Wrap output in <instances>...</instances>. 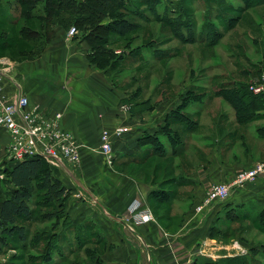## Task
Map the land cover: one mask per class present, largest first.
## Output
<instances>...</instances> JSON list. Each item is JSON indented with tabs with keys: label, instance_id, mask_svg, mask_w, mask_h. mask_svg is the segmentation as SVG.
Instances as JSON below:
<instances>
[{
	"label": "crops",
	"instance_id": "obj_1",
	"mask_svg": "<svg viewBox=\"0 0 264 264\" xmlns=\"http://www.w3.org/2000/svg\"><path fill=\"white\" fill-rule=\"evenodd\" d=\"M2 1L7 0H0L1 4ZM66 33L61 26H55L54 38L40 57L0 64V74L2 96L6 100L24 94L29 108L37 105L48 114L59 112L60 126L80 144V163L76 167L64 165L53 169L56 178L70 189L67 215L73 228L68 240L75 244L76 229L88 225L97 235L95 246H98L102 264H211L207 263L209 259L218 261L236 256L238 253H232L228 243L236 238L224 240L210 234L211 229L215 232L227 229L223 220L230 206H240L237 212L244 217L259 213L264 208V178L233 188L228 201L215 203L202 213L197 214L193 208L174 232L165 230L157 219L134 225L128 212L130 205L138 201L153 215L149 194L157 185L143 183L115 168L146 163L148 146H139L137 137L141 130L163 116L144 123L137 115L130 117L120 113L119 104L125 94L114 88L102 71L89 64L86 42ZM203 112L197 114L199 127L187 135L184 150L173 157L181 158L191 151L202 153L203 166L193 169L196 165L192 159L188 160L191 173L183 176L186 182L178 184L192 190L188 200L191 198L196 204L210 183L228 182L237 170L264 161L254 155L256 149L262 148L251 146V142L264 144V136L256 129L264 125L263 112L255 120L238 124L234 111L230 110L225 116L220 115L214 132L210 130L208 136L200 134ZM120 125L128 130L113 137V158L108 164L99 151L100 134L104 129L112 130ZM156 125L152 126L156 128ZM219 125L225 130L223 134L218 131ZM194 136L200 145L205 144L201 150L193 144ZM9 139L8 132L0 126V193L5 190L2 169L9 160L5 156ZM237 149H242L241 157H236L232 151ZM227 153L234 157L232 161L225 158ZM248 218H244L245 223L250 221ZM45 225L47 222L37 223L39 228ZM62 228L60 225L53 232L59 233ZM2 249L5 248L1 241ZM3 259L0 252V264H6Z\"/></svg>",
	"mask_w": 264,
	"mask_h": 264
},
{
	"label": "trees",
	"instance_id": "obj_2",
	"mask_svg": "<svg viewBox=\"0 0 264 264\" xmlns=\"http://www.w3.org/2000/svg\"><path fill=\"white\" fill-rule=\"evenodd\" d=\"M8 1V3H0V5L6 6L10 3V0ZM241 1L243 4L236 8L230 4L225 5V0H205L206 9L211 10V7L221 6L222 12L217 10L218 12L212 17L206 16L205 12L201 19L202 24L200 23L198 29V23L195 20V14L198 11L193 7V0L191 2L187 0H12L17 10V19L6 16L5 20L8 24H18L20 21L26 23L24 26L22 25L15 36L10 35L7 31L0 34V50H9L14 42L22 40L31 49L17 46L14 52L17 55H25L19 60L33 58L42 52L45 44L53 35L55 26H61L66 31L74 26L78 32L73 38L81 39L88 46L86 52L88 61L95 67L102 69L103 74L109 75V70L118 68L120 63H124L126 57L140 56L138 59H141L143 64L149 62V58L145 57L147 50L152 51L150 56L156 61L179 54L180 49L178 47L161 52L152 49L155 40L131 48L130 51L128 50L129 52L125 53L126 55L118 54L116 42L121 39H125L127 42L129 33L141 27L137 20L142 21L141 23L161 22L165 24L169 27V33L174 35L182 44L201 43L207 47H213L219 44L226 32L236 25L241 13L256 5L264 4V0ZM221 13L223 14L221 15ZM227 13L231 14L227 15ZM127 15L129 16L128 19ZM31 20H36L41 24L42 32L28 25ZM219 25L222 28H219ZM255 30L259 29L255 26L252 31ZM246 35L244 33V36L250 40V46L254 44L252 48L256 49L257 45L263 47V41L248 35L249 38ZM31 42L38 43L33 46ZM118 58L120 62H117ZM251 67H253L252 64ZM253 68L252 74L248 70H243L239 74H243L244 78L228 81L227 84H220L214 92V97H220L232 107L235 121L238 124L255 120L260 116V112L264 113V93L254 94L248 88L251 83H256L253 78H257L256 81L260 79L264 73V65L256 66L255 69L254 64ZM192 83L194 85L187 86L185 89L186 94L181 96L179 101L175 102L169 110L162 113L161 120H156L149 124L146 130H141L136 143L139 146H148L146 150L148 155L144 158L145 162H148L152 157L172 159L184 150V140H187V135L195 132L199 127L197 114L202 112L206 104L201 111L189 110V108L194 103H202L205 95L204 92H196L193 89L199 83H195V81ZM139 91V89L134 90L130 95L131 97L126 95L120 103H126L130 106V117L137 115L141 120L142 116L153 110L156 105L151 99H148L144 104L137 101L133 102V97H137L140 94ZM129 101H132V104ZM222 115L225 116L224 113ZM154 123L158 125L156 128L152 126ZM256 129L257 133L264 136V125H259ZM218 131L220 134L225 132L222 125L218 126ZM213 137L215 138V136ZM53 169H55L53 165H49L40 157L22 161L8 160L5 163L2 169L5 178L3 180L5 190L0 193V242L2 241L5 249L0 250V252L14 249L13 247L19 248L24 251V254L22 252L18 255L23 256L22 262L24 263L37 261V264H66L70 262L71 256L83 254L88 258V264H102L98 246H95L97 235L88 225L83 229L75 228V244L68 240V234L73 228L67 215L70 189L66 188L56 178ZM186 181L185 178L179 177L173 182L178 186L179 182ZM251 183L254 184L255 182ZM176 195L177 193L174 191L163 190L162 187L157 186V189L150 192L149 201L151 198H155L158 202H169ZM226 201L228 198L223 202ZM150 206L152 207V204ZM239 208L241 207L234 205L227 209L223 220L225 227H227L226 230L218 229L215 232V229L211 227L210 234L222 237L224 240L236 238L247 249V252L222 258L218 261L209 259L207 263L264 264V247H262L264 244H259L257 248L253 247L254 244L240 236L241 234L232 235L230 232L232 227L229 225L231 222H241L244 221V218L249 217L250 226L248 225L249 227L244 229L249 230L250 227L257 226L263 234L264 208L254 217L251 214L246 217L240 215L237 212ZM41 222H47V225L37 227V223ZM60 225L63 227L62 230L59 233L53 232ZM241 230L239 229V231ZM27 252H29L28 255L25 254ZM10 258L7 259L8 264L14 262H10ZM79 264L84 263L80 261Z\"/></svg>",
	"mask_w": 264,
	"mask_h": 264
},
{
	"label": "rangeland",
	"instance_id": "obj_3",
	"mask_svg": "<svg viewBox=\"0 0 264 264\" xmlns=\"http://www.w3.org/2000/svg\"><path fill=\"white\" fill-rule=\"evenodd\" d=\"M187 1L191 2V0ZM193 1V7H195L196 11H198L197 14H195V20L198 23V29L205 12L206 16L208 17L215 16L216 12L218 11L222 12L221 6L211 7V10H208L204 5L205 0ZM4 2L8 3L9 1L7 0ZM227 4L238 8L243 3L241 0H225V5ZM8 5L10 6L8 7ZM8 5H0V17H2L0 18V21H2L0 22V34L3 31H7L10 35L15 36L18 34L22 25L24 26L26 22L20 21L18 24H8L5 20L7 18L6 16L12 19H17L18 16L17 10L13 5L12 0H10ZM231 13H227V15ZM222 14L223 13H221V15ZM126 17L128 19L129 16L127 15ZM137 21L141 24V27L129 33V38L126 39L127 42H125V39H121L120 41L116 42V52L118 54L123 53L126 55L125 53L129 52L131 48H134L135 46H142L144 42H149L151 40H155V44L152 46V49L161 52L162 50L169 51L172 48L178 47L180 49L179 54L168 59L166 58L156 61L150 56L152 51L147 50L145 51L147 56H144L149 58V62L145 64L142 63L141 59H138L140 56H130L128 58L125 56L126 60L124 63H120L118 68L109 70V75L105 74L107 80L113 84L114 88L124 93L125 97L126 95L130 96L134 90L139 89L140 94L137 97H133V102L137 101L144 104L146 101H148V99H151L153 102H155V108L142 116L141 120L144 123L152 121L155 116H159L163 112L169 110L175 102L179 101L181 96L186 94L185 89L187 86L194 85L192 83L193 81H195V83H199L198 85H195L193 89L196 92H204L205 96L203 97L202 103H194V105L190 107L189 110L194 109V111H201L203 106L205 104L207 106L208 104V106H205L202 110L204 112L202 113V129L200 133H205L208 136L209 132H214L213 129L216 126L219 117L221 118L220 115L223 113L228 114L230 110L232 111V107L229 106L227 102L223 101L220 97H214L216 88L220 84H227L228 81L231 82L234 79L241 80L244 78V75L239 73H241L243 70H248L252 74L254 71V64L255 69L256 66L259 67L264 65V45L263 47L257 45L256 50L252 48L254 44L251 42L252 46H250V40L244 36V33H246L247 37L250 36L251 38H258L261 42H264V4L256 5L252 9L241 13L239 21L236 23V25L230 31L226 32L224 38L219 44L214 45L213 47H207L201 43L182 44L176 39V37H174V35L169 33V27L165 24L161 22L141 23L142 21ZM28 25H30V27L33 29L42 32L41 24L36 20H31ZM255 26L259 30H255L253 32L252 29H254ZM219 28H222V26L219 25ZM66 34H68V30ZM53 38L54 33L38 56L24 60L19 59L25 55H17L14 52V49L17 48V46L19 48H31L28 45L26 46L24 41L17 40L13 43L11 49L6 51L0 50V64L5 62L20 63L26 60L36 59L43 54L45 49L51 44V40ZM36 43L38 42H31L33 46H35ZM119 60L120 59L118 58L117 62H120ZM89 64L93 65L90 62ZM251 64L253 67H251ZM96 68L103 72L102 69L98 67ZM253 80L256 82L257 78H253ZM130 97L129 100L131 99ZM132 101H129L130 104H132ZM200 134L197 135L199 136ZM194 137L193 144L196 145V147L200 146L198 149L202 148L201 146H204L205 144L203 145L202 143V145H200L198 141L196 142L197 137ZM204 143L207 144L208 142ZM251 146L254 149L261 147L262 149H256L254 151V155L257 156L258 159L264 158V144L251 142ZM232 151H235L233 153L236 154V157H241L242 149ZM227 154L225 158H228V160L232 161L234 157L231 156V154ZM201 157L202 153L197 152L194 154V151H191L190 154L186 156L184 155L181 158L160 159L158 157H152L143 165L135 164L132 166L123 167L116 166L117 168L115 169L120 170L121 173H126L128 176L138 179L143 183H151L152 185L162 187L163 190H170L179 194L173 202L172 200L166 202L164 201L165 199L163 200L164 202H158L155 198H151V201H149V203L152 204L153 215L155 216L154 217L152 215L153 219L151 220L154 221L157 219L165 230L174 232L178 230L179 226H181V224L184 222L186 213L188 215V213L192 211V209L195 208L199 203L196 204V202L191 200V198L188 200L189 196H191V194L189 195L188 193H191L192 190L187 189V187H177L173 181L180 176H187L188 173H191L192 169L187 167L188 160L190 161L192 159L193 163L196 165L193 167V169L196 167L197 169L202 167L203 160ZM177 166H179V168H177ZM201 199L202 197L200 200ZM248 225L249 222H235L233 225H231L232 228L230 232L232 235H235V233L241 234L240 236L246 238V240L251 244H254L253 247L257 248L259 244L263 245L264 233L262 234L257 226H255L256 228L250 227L249 230L244 229L245 227L250 226ZM239 229L242 230L239 231ZM235 240H229L230 242H228L230 243L231 249L233 248L232 244ZM262 247H264V245ZM13 248L14 249H10L9 251L5 250L3 253H1L4 257L3 261L6 262V264L9 262H7L8 257H11L10 262L14 261L11 262L12 264L15 262V264L38 263L37 261H33L32 263L22 262L23 256L18 255L22 254V252L24 254V251L19 248ZM231 252L235 253L236 250L232 249ZM28 253L29 252L25 254L28 255ZM80 261H82L84 264L89 263L87 257H85L83 254H78L73 257L71 256L70 262L66 264H79Z\"/></svg>",
	"mask_w": 264,
	"mask_h": 264
},
{
	"label": "built area",
	"instance_id": "obj_4",
	"mask_svg": "<svg viewBox=\"0 0 264 264\" xmlns=\"http://www.w3.org/2000/svg\"><path fill=\"white\" fill-rule=\"evenodd\" d=\"M77 29L71 26L67 36L73 37ZM1 71V70H0ZM254 94L264 93V73L256 83L248 87ZM130 106L120 103L119 112L129 114ZM59 112L48 114L36 105L29 108L28 98L19 94L14 100L8 101L2 96L0 74V126L9 134V143L5 150V156L9 160L22 161L29 158H43L53 167L69 165L76 167L80 163V144L75 137L60 126ZM124 125L117 126L112 130L104 129L100 134L99 151L105 158L106 163L111 164L113 158L112 139L127 131ZM264 178V161L255 162L245 169H239L228 182L210 183L204 192L201 202L195 207L197 214L215 203H220L231 195L235 187H243L247 183L255 182ZM128 212L132 217V223L148 222L153 219L152 213L140 202L130 205ZM235 253L245 254L247 249L238 240L233 242Z\"/></svg>",
	"mask_w": 264,
	"mask_h": 264
}]
</instances>
